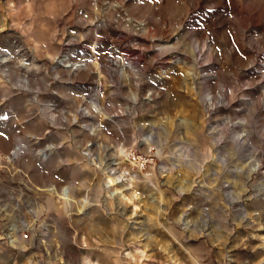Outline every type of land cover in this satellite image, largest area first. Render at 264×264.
Here are the masks:
<instances>
[{"label":"rangeland","instance_id":"rangeland-1","mask_svg":"<svg viewBox=\"0 0 264 264\" xmlns=\"http://www.w3.org/2000/svg\"><path fill=\"white\" fill-rule=\"evenodd\" d=\"M0 243L264 264V0H0Z\"/></svg>","mask_w":264,"mask_h":264},{"label":"crops","instance_id":"crops-1","mask_svg":"<svg viewBox=\"0 0 264 264\" xmlns=\"http://www.w3.org/2000/svg\"><path fill=\"white\" fill-rule=\"evenodd\" d=\"M1 244L2 243H0V264H18L16 258L13 259L12 256L7 257V254L2 251Z\"/></svg>","mask_w":264,"mask_h":264},{"label":"built area","instance_id":"built-area-1","mask_svg":"<svg viewBox=\"0 0 264 264\" xmlns=\"http://www.w3.org/2000/svg\"><path fill=\"white\" fill-rule=\"evenodd\" d=\"M21 239H23V240H27V239H28V234H23V235H21Z\"/></svg>","mask_w":264,"mask_h":264}]
</instances>
